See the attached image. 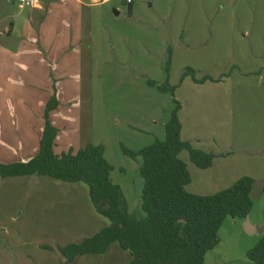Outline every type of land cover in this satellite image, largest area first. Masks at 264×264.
Listing matches in <instances>:
<instances>
[{
	"label": "rangeland",
	"instance_id": "rangeland-1",
	"mask_svg": "<svg viewBox=\"0 0 264 264\" xmlns=\"http://www.w3.org/2000/svg\"><path fill=\"white\" fill-rule=\"evenodd\" d=\"M78 1L86 7L83 31L94 54L92 64L81 73L65 69V66L63 71L50 73L51 98L56 94L60 107L57 122L61 135L55 154L60 156L62 152L74 151L72 147L83 149L88 144L102 145L105 159L114 168L111 179L121 187L129 213L144 218L141 207L144 180L139 173L143 160H132L122 149L139 152L157 140L164 141L166 125L175 109L174 100L181 107L185 106L186 114L189 112L188 104L193 105L199 99L192 87L200 84L192 76H184L186 69L195 71L197 81L211 78L214 81L206 82H227L225 87L229 91L246 82L247 75L241 74L233 61L231 44L223 39L214 41L216 35L228 39L233 35L231 23L235 13L232 4L238 0H132L130 8L127 0ZM18 11V4L0 0V30L4 29L1 21ZM220 20L222 23L217 26ZM69 61L71 59H64V65ZM5 63V59H0V101L37 99L40 91L8 83V76L13 75H9ZM150 81L175 87L174 95L150 87ZM244 99L245 96H240L242 102ZM240 115L241 112L236 114L235 120L229 119L234 135L247 132L241 127L245 122H241ZM25 124L33 126L32 133L36 134L34 119ZM245 138L237 140V150L241 151L236 171L240 179L249 177L254 181L250 221L264 223V160L260 164L257 160L253 164L246 163V159L258 155L244 149L247 146L243 143ZM29 142L34 148V137ZM36 146H40L39 139ZM77 150L80 149L74 152ZM181 157L184 160L187 157L188 164L193 165L187 152ZM194 169L200 172L195 166ZM41 179L24 177L0 182V225L13 230L11 242L14 245H11L20 253H9L13 264H64L62 249L94 237L109 225L92 206L86 185L80 184L86 192H76L79 196L75 197L74 191L58 193L54 187H41L38 182ZM191 179L189 189L196 193L203 191L209 182L193 173ZM44 181L47 185L52 181L63 183L49 178ZM244 226L245 221L228 218L218 233L220 244L207 254L205 264H252L247 253L262 236L247 235ZM7 245L9 241L0 232L1 249L7 252ZM111 261L129 264L131 255L115 243L104 255L78 257L72 264H110Z\"/></svg>",
	"mask_w": 264,
	"mask_h": 264
},
{
	"label": "crops",
	"instance_id": "crops-1",
	"mask_svg": "<svg viewBox=\"0 0 264 264\" xmlns=\"http://www.w3.org/2000/svg\"><path fill=\"white\" fill-rule=\"evenodd\" d=\"M13 4L18 3L13 2ZM18 5L19 11L16 14L1 21L4 29L0 30V59H5L7 71L9 75H13L12 77L8 76V83L17 84L23 89L29 87V89L40 91L41 95L33 101L24 98L0 101V164L25 163L38 154L40 146L39 148L36 146L37 139L41 141L43 136L45 109L53 95V87H50L52 81L49 79L51 71L58 73L63 71L62 68L65 66V69L69 68L70 71H80L81 73L85 67L92 64L94 54L93 49L89 47L88 36L86 37V32L83 31L85 25L83 11L86 7L78 0H36L32 7ZM232 11L235 13V18L231 23L233 35L230 39L227 36L216 35L214 41L223 39L231 44L233 61L240 73L247 75L246 82L238 84L231 91L225 87L227 82L195 84L192 88L199 99H196L193 105L188 104L189 112L187 114L185 106H182L179 112L182 140L190 142L197 149L217 155L213 166L207 170H200L201 173L196 171L193 165L188 164L187 157L186 160L181 157L184 152L180 155V159L187 165L189 173L203 176L209 181L203 191L198 189L199 191L196 193L189 189L192 185L191 179L186 190L197 196L216 195L240 179L236 171L238 162L240 163L238 155L241 151L237 150L236 144L240 137L244 140L246 135L243 143L249 145V148H245L247 147L245 146L244 149L258 155L246 159V163L253 164L254 160H257L260 164L264 160V0H238L232 4ZM220 23L222 20L217 21V26ZM66 58L71 61L64 65L63 61ZM240 96L243 98L245 96L243 100L245 103L240 100ZM31 106L34 108L31 109ZM59 108L50 115L53 126L58 130L55 150L59 148L61 135L57 122ZM244 109H246V113ZM240 112L241 122H245V125L241 127L244 130L247 129V132L242 135H234L229 119L230 121L232 118L235 120L236 114ZM30 119H34L36 123V134L34 135L32 133L33 126L25 124ZM31 137H34L36 148H32L29 142ZM24 138L27 141H24ZM231 145L233 146L231 147ZM76 149L82 148L81 146L71 148L74 151ZM64 153L62 152V154ZM219 154L229 156L224 158ZM5 179L14 178H0V182H4ZM44 179L46 177L38 181L40 186L54 187L58 193H66L70 190L71 193L75 192V197H78L79 193L76 192H86L85 188L80 185L82 183L69 184L49 181L50 183L47 185ZM69 186L74 187L70 189ZM248 220L252 231H254L249 236H263L255 230H263L264 223H252L249 217ZM12 231L6 226L0 225V232L3 233L6 241H9V245L6 246L7 252L0 246V264H13L9 260L10 252L15 255L20 254L11 245L13 244L11 242ZM111 262L110 264H114Z\"/></svg>",
	"mask_w": 264,
	"mask_h": 264
},
{
	"label": "trees",
	"instance_id": "trees-1",
	"mask_svg": "<svg viewBox=\"0 0 264 264\" xmlns=\"http://www.w3.org/2000/svg\"><path fill=\"white\" fill-rule=\"evenodd\" d=\"M170 63L169 59L168 72ZM188 75L199 84L214 81L211 78L197 81L191 69H186L184 76ZM148 84L160 92L175 93L176 88L169 84L157 85L151 81ZM174 102L164 141L157 140L139 152L122 149L132 160H143L139 173L144 180L141 206L144 218L129 213L121 187L111 179L114 168L105 159L102 145L88 144L77 152L55 154L58 130L50 115L59 107L56 94L46 105L38 154L25 163L0 164V178L37 176L88 187L93 207L109 225L94 237L62 249L64 264L82 256L104 255L115 243L130 253L129 264H205L207 254L220 244L218 233L224 222L228 218L245 221L249 217L254 184L249 177L213 196H197L186 190L191 176L180 155L187 152L199 170L210 169L217 155L182 140L179 118L182 107L177 100ZM247 259L252 264H264V234L247 253Z\"/></svg>",
	"mask_w": 264,
	"mask_h": 264
},
{
	"label": "built area",
	"instance_id": "built-area-1",
	"mask_svg": "<svg viewBox=\"0 0 264 264\" xmlns=\"http://www.w3.org/2000/svg\"><path fill=\"white\" fill-rule=\"evenodd\" d=\"M11 1H13L14 3L25 5L26 7H32L36 3V0H11ZM110 1L111 0H102L101 2L102 3H108ZM132 3H133L132 0H127L126 5L130 6V5H132Z\"/></svg>",
	"mask_w": 264,
	"mask_h": 264
},
{
	"label": "water",
	"instance_id": "water-1",
	"mask_svg": "<svg viewBox=\"0 0 264 264\" xmlns=\"http://www.w3.org/2000/svg\"><path fill=\"white\" fill-rule=\"evenodd\" d=\"M116 14L118 15V12H116ZM262 229H263V230L256 229L255 232L260 233V234H264V226H262ZM244 230H245V232H246L248 235H251L252 232L254 233V231H252V227H251V225H250V223H249L248 218L246 219V223H245V226H244Z\"/></svg>",
	"mask_w": 264,
	"mask_h": 264
}]
</instances>
